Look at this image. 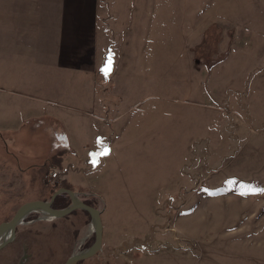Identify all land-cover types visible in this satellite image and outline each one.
<instances>
[{"label": "rangeland", "instance_id": "374dc122", "mask_svg": "<svg viewBox=\"0 0 264 264\" xmlns=\"http://www.w3.org/2000/svg\"><path fill=\"white\" fill-rule=\"evenodd\" d=\"M99 9L106 112L67 101L42 112L80 135L75 149L53 141L49 118L23 112L0 62V224L47 201L61 179L98 193L103 208L101 252L78 264H264V0H99ZM6 98L21 112H7ZM118 128L124 140L112 143ZM60 151V169L45 165ZM89 220L76 210L20 225L0 264H17L23 248L28 264H64L93 242Z\"/></svg>", "mask_w": 264, "mask_h": 264}, {"label": "crops", "instance_id": "0c3cea01", "mask_svg": "<svg viewBox=\"0 0 264 264\" xmlns=\"http://www.w3.org/2000/svg\"><path fill=\"white\" fill-rule=\"evenodd\" d=\"M100 12L99 0H0V19L7 22L0 30L2 75L9 87L5 91L26 100L23 112H39L36 120L49 118L50 128L54 129L53 141L70 150L75 149L80 135L69 129L62 118L42 112H62L60 108L68 107L63 101L86 105L101 114L106 112V96L99 89V76L106 72L109 63L106 52L101 54L98 49L99 20L103 27L106 24ZM14 85L26 94L15 92ZM5 100L7 112L14 109L21 112L20 103H13L11 98ZM118 117H98L97 120L114 125ZM99 137L98 132H91L86 142L95 145ZM123 140L121 128L113 130L112 143ZM59 153L63 156L60 151L50 158ZM76 194L81 201L99 209L95 200L98 193ZM99 210L102 213L103 208ZM73 253L71 250L70 255Z\"/></svg>", "mask_w": 264, "mask_h": 264}, {"label": "water", "instance_id": "95a60500", "mask_svg": "<svg viewBox=\"0 0 264 264\" xmlns=\"http://www.w3.org/2000/svg\"><path fill=\"white\" fill-rule=\"evenodd\" d=\"M63 194L69 197L70 203L62 209H55L53 207L54 200L56 197ZM76 210L88 213L90 219L88 234H92L94 240L90 246L71 254L64 264H78L81 261L99 255L101 252L103 233L100 216L101 211L93 206L85 204L79 199L75 192L64 187L55 190L47 201L36 200L22 204L10 220L2 222L0 224V250L14 242L16 228L20 225L28 224L29 222H26V219L30 214L37 213L40 216L38 220L45 221L64 218Z\"/></svg>", "mask_w": 264, "mask_h": 264}, {"label": "trees", "instance_id": "16d2710c", "mask_svg": "<svg viewBox=\"0 0 264 264\" xmlns=\"http://www.w3.org/2000/svg\"><path fill=\"white\" fill-rule=\"evenodd\" d=\"M61 160H62V153H59V154H57V155H55V156H53L52 158H50V159H48L47 161H46V163H45V165H47V164H50V165H53L54 166V168H57V169H60V166H61ZM65 183L63 182V181H58L57 180V182H55V184L54 185H52V187L54 188V191L55 190H57V189H59V188H61V187H64V188H68L66 185H64ZM53 191V192H54ZM52 192V193H53ZM66 199V200H65ZM64 201H68L65 205H63L64 204ZM69 202H70V200H69V197L67 196V195H65V194H63V195H60V196H58V197H56V199L54 200V203H53V207L55 208V209H62V208H64V207H66L68 204H69ZM85 204H87V205H90V206H93V207H95V205H93L92 203H90V202H86V201H83ZM63 205V206H61V205ZM96 208V207H95ZM80 211V210H79ZM83 214H85L88 218H89V215H88V213L87 212H84V211H81ZM73 213V212H72ZM93 240H94V236H93ZM93 243V242H92ZM92 243H90V245L92 244ZM89 245V246H90ZM88 247V246H87Z\"/></svg>", "mask_w": 264, "mask_h": 264}, {"label": "flooded vegetation", "instance_id": "af4514ba", "mask_svg": "<svg viewBox=\"0 0 264 264\" xmlns=\"http://www.w3.org/2000/svg\"><path fill=\"white\" fill-rule=\"evenodd\" d=\"M39 217V214H38V216H34V218L33 219H30V220H28L27 222H29L30 221V223H36V222H41V221H38V218ZM45 222H48V221H45ZM18 227L16 228V236H15V239H16V237H17V233H18ZM15 241V240H14ZM29 255H26L25 254V249L23 248V250H22V256H20V258L18 259V261H17V264H28L27 262H28V260H29ZM95 257V256H94ZM93 258V257H92ZM85 261V260H84ZM82 262V261H81Z\"/></svg>", "mask_w": 264, "mask_h": 264}, {"label": "bare ground", "instance_id": "6f19581e", "mask_svg": "<svg viewBox=\"0 0 264 264\" xmlns=\"http://www.w3.org/2000/svg\"><path fill=\"white\" fill-rule=\"evenodd\" d=\"M45 221H50V220H45Z\"/></svg>", "mask_w": 264, "mask_h": 264}]
</instances>
